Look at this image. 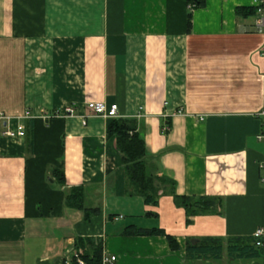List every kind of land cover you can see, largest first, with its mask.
Masks as SVG:
<instances>
[{
  "label": "crops",
  "instance_id": "obj_1",
  "mask_svg": "<svg viewBox=\"0 0 264 264\" xmlns=\"http://www.w3.org/2000/svg\"><path fill=\"white\" fill-rule=\"evenodd\" d=\"M255 1L0 0V264H71L77 237L101 240L111 264H187L189 242L256 239L264 24L260 11L236 14ZM91 101L137 121L148 171L166 178L156 203L128 192L110 120ZM19 125L21 137L6 134ZM71 188L84 208L68 204ZM174 194L223 203L188 215Z\"/></svg>",
  "mask_w": 264,
  "mask_h": 264
},
{
  "label": "trees",
  "instance_id": "obj_2",
  "mask_svg": "<svg viewBox=\"0 0 264 264\" xmlns=\"http://www.w3.org/2000/svg\"><path fill=\"white\" fill-rule=\"evenodd\" d=\"M193 8H199L205 4V0H188ZM258 9L254 6L237 7L236 14L244 18L256 16ZM192 15L189 14V27H191ZM137 121L134 119L115 118L110 120L107 128L109 137H114L116 146L121 153V164L126 171L128 192L132 195H140L145 198L146 203H156L158 198L157 182H165L164 177H155L148 171L147 167V149L144 139L139 134ZM52 177L60 184L65 183V176L62 170L55 168L52 171ZM171 193H174L172 191ZM176 201L182 205L188 215H197L202 212L212 211L222 206L221 199L210 197L194 198L186 195H177ZM68 204L82 208L83 195L81 189L71 188L68 195ZM84 208V207H83ZM95 210H92V212ZM87 219L91 214L88 210ZM131 233L138 235H164L162 229H148L131 226ZM172 249L177 248L176 240L167 235ZM75 250L79 258L85 264H105L104 249L101 240L93 237H77L75 240ZM264 255L262 247L256 246V239L252 237H231L227 240L222 238H203L199 243H188L187 246V264H222L225 256L233 259L236 264H250L255 259H261ZM209 260L208 263L206 260ZM204 261V262H203ZM242 261V262H241ZM240 262V263H239ZM244 262V263H243ZM246 262V263H245ZM71 264H80L78 258L73 255Z\"/></svg>",
  "mask_w": 264,
  "mask_h": 264
},
{
  "label": "built area",
  "instance_id": "obj_3",
  "mask_svg": "<svg viewBox=\"0 0 264 264\" xmlns=\"http://www.w3.org/2000/svg\"><path fill=\"white\" fill-rule=\"evenodd\" d=\"M190 7L193 8V6H190ZM255 7L258 9V11L263 13V19H261L260 23H259L262 25V24H264V0H256L255 1ZM88 107L90 109H92L95 112V114H97V115H99V116H101L107 120H112V119L119 117L117 104H113L108 108L104 102L91 101V102H88ZM73 114H74V109L72 107H67L64 111H59V112L55 113L53 116H59V115L60 116L61 115L66 116V115H73ZM261 116H262L263 121H264V109L261 111ZM83 123L86 124L85 119L83 120ZM24 130H25V127L23 125H19L15 131L8 130L6 132V134L8 136H19V137H21L24 134ZM260 138H264V131L262 132ZM255 237L257 239V241H256L257 247L264 248V228L257 229V231L255 232ZM74 255L78 258V262L80 264H85V262L81 258H79L77 253H75ZM115 260H116V257H112L110 259L107 257H104V263L105 264H111ZM67 264H69V262H67Z\"/></svg>",
  "mask_w": 264,
  "mask_h": 264
},
{
  "label": "water",
  "instance_id": "obj_4",
  "mask_svg": "<svg viewBox=\"0 0 264 264\" xmlns=\"http://www.w3.org/2000/svg\"><path fill=\"white\" fill-rule=\"evenodd\" d=\"M196 240V239H195ZM194 241V240H193Z\"/></svg>",
  "mask_w": 264,
  "mask_h": 264
}]
</instances>
